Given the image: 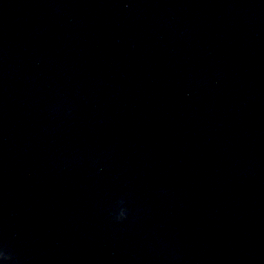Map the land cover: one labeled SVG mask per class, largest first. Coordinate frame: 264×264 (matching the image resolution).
<instances>
[{
    "label": "clouds",
    "instance_id": "clouds-1",
    "mask_svg": "<svg viewBox=\"0 0 264 264\" xmlns=\"http://www.w3.org/2000/svg\"><path fill=\"white\" fill-rule=\"evenodd\" d=\"M123 216H124V213H123V211L120 213V218H123ZM0 256H2V254H0ZM3 258H5V259H7L8 257H3Z\"/></svg>",
    "mask_w": 264,
    "mask_h": 264
}]
</instances>
